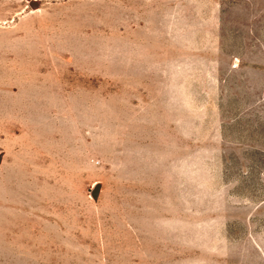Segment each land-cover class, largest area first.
Segmentation results:
<instances>
[{
  "label": "rangeland",
  "instance_id": "1",
  "mask_svg": "<svg viewBox=\"0 0 264 264\" xmlns=\"http://www.w3.org/2000/svg\"><path fill=\"white\" fill-rule=\"evenodd\" d=\"M0 264H264V0H0Z\"/></svg>",
  "mask_w": 264,
  "mask_h": 264
}]
</instances>
